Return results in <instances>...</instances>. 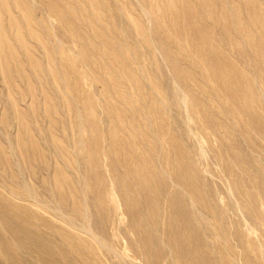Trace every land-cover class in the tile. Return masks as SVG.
<instances>
[{
    "label": "rangeland",
    "instance_id": "obj_1",
    "mask_svg": "<svg viewBox=\"0 0 264 264\" xmlns=\"http://www.w3.org/2000/svg\"><path fill=\"white\" fill-rule=\"evenodd\" d=\"M251 1L254 16L264 0ZM226 2L238 29L244 0ZM188 6L197 11L194 23L198 15L210 23L198 0H0V264H187L194 252L215 264H264L259 60L239 56L216 29L222 49L255 77L262 96V130L253 122L247 133L222 109L224 96L211 93L215 83L186 35ZM251 28L264 41L258 24ZM243 34L238 46L251 56L256 49ZM151 94L166 106L163 126L150 111ZM194 99L206 100L205 110ZM171 133L198 170L201 203L177 179ZM138 164L141 175H134ZM154 168L159 183L149 178ZM138 182L146 184L139 196ZM105 184L109 221L98 199ZM125 191L141 203L158 195L155 221L148 212L141 220L164 251L159 261L154 245L143 254L129 226ZM175 196L191 209L199 238L173 217ZM172 225L193 244L182 260ZM71 231L87 254L72 246Z\"/></svg>",
    "mask_w": 264,
    "mask_h": 264
},
{
    "label": "bare ground",
    "instance_id": "obj_2",
    "mask_svg": "<svg viewBox=\"0 0 264 264\" xmlns=\"http://www.w3.org/2000/svg\"><path fill=\"white\" fill-rule=\"evenodd\" d=\"M191 5V3H189ZM253 5V2L251 0H244V8L243 11H247L246 17L243 16L238 18L240 27L238 29H235L233 26V20H234V13L233 9L230 7V5L226 2V0H198V9L202 11V16L205 15L209 19V24L206 22H203L200 16L199 19L195 23L192 20V16L197 14V11H191L190 7L188 6L189 10L187 13H185V22H186V35L187 37L195 42L196 49L199 52L200 59L203 61V70L210 75V80H212L215 85L211 93L215 95H223L224 99L221 101L222 103V109H224V104L232 110L237 115V121L239 123V126L244 129L247 132V129L251 125V123L255 122L257 123V128L259 130H262L263 127L261 124V95L259 93L256 79L255 77L250 76V74L245 70L246 68H243L242 64L238 62L237 60H232L228 57L227 53L222 49L220 40L216 39V29L219 31V35L223 37H228L231 42L235 44V48L238 51V55H244L246 60H255L258 59L259 62V73L261 74V79L264 82V41L258 40L255 36V34L252 32V26L254 24H258L259 31L264 35V9L263 6H260V11L255 13L254 16H252V10L251 7ZM219 8V12L216 11V8ZM195 12V13H194ZM204 17V16H203ZM181 18V16L177 15L172 17V20L176 25H178V20ZM213 20L214 23V29L211 30L210 27L212 26L211 23ZM206 24L209 26H206ZM220 28V30H218ZM239 31V33H238ZM243 33L246 34L248 37V40L250 43L255 47L256 50L254 52L252 51L251 56H246V49L244 47H239L238 43L240 42V39L243 38ZM146 35V34H145ZM218 35V34H217ZM240 38V39H239ZM151 40L150 38L147 41V44H150ZM167 57H169L170 62L173 64H176L174 60H172L173 54L169 51H166ZM248 55V54H247ZM252 57V58H251ZM243 58V57H242ZM245 61V60H244ZM263 66V67H262ZM262 67V68H261ZM179 68V72L181 69H183L181 66H177ZM176 68V69H177ZM183 71H181L180 76L183 77ZM211 82V81H210ZM212 88V87H211ZM175 95H177L175 93ZM148 105L150 107V111L154 114L155 118H157L158 121H161V125H165V119L164 116L167 114L166 112V106L165 104H162L161 100L156 95H149L148 96ZM203 99V98H202ZM164 100V99H163ZM194 101L197 103L198 107H206V100L202 101L200 99H194ZM194 103V102H193ZM218 106V105H216ZM213 107V106H212ZM209 109V108H208ZM205 110V109H204ZM208 111V110H206ZM205 111V112H206ZM217 112V111H216ZM211 113V112H210ZM203 114V113H202ZM213 116V115H211ZM210 117V116H209ZM214 117L210 118V123L214 122ZM205 126L206 128L213 129L215 126L213 124L209 125L207 124L205 120ZM164 129V128H163ZM166 129V128H165ZM244 133V132H243ZM248 133V132H247ZM248 135V134H247ZM170 139L174 147H176V175L177 179L185 185V187L188 189V191L191 193V196L195 198L194 200L198 202H203V196L200 193V185H199V176H198V170L196 167L186 160L185 154H186V148L181 144L180 138L176 134H170ZM125 144V143H124ZM131 146V144H128ZM139 168H135L132 170V173L134 175H141V164H138ZM147 166V165H146ZM145 166V167H146ZM152 177H149L152 181H161V176H158V172H156V168L152 169ZM102 177V183L104 184V179ZM56 179V178H55ZM116 180L119 184L122 183V179L120 177H116ZM165 182V181H164ZM60 183V184H59ZM137 192L139 196L141 192L144 191V188H146L145 182H138ZM61 185V182L57 183V186ZM103 190L98 196L99 202H100V211L102 212L103 217L109 221L110 219V209L108 208V199L105 197V193H107L108 188L107 185H103ZM102 187V186H101ZM157 193V192H156ZM77 193H75L76 195ZM179 195V194H177ZM123 196L126 199L125 204V210L126 213H128L131 216L130 219V228L140 235V246L143 250V254H145L147 257L150 255L152 251V246L154 245L156 251H157V259L158 261L163 257L164 251L160 247V242L154 238V233L152 232V229L149 228V226H146L143 221L141 220V216L144 213H150L152 217V221H155V216L158 214V195L150 194L146 196V202L141 203L140 199L136 196L134 200H130L131 194L127 191L123 192ZM61 200L64 199V195H60ZM76 198V197H75ZM78 199V201H77ZM76 202L78 203L79 197H77ZM84 201V199H83ZM79 204V203H78ZM172 209H173V217L177 219L183 220V222L187 225V227H190L193 235L197 236L199 238V235L197 233V225L194 220L193 214L191 213V209L187 206L185 203V200L182 196H175V198L171 199ZM4 205V204H3ZM85 206V204H84ZM208 207V206H207ZM84 208V207H83ZM16 213L18 208H12ZM212 210V209H210ZM83 211V210H82ZM5 219H9V217H6ZM4 228V227H3ZM13 228V227H12ZM90 232V231H89ZM171 232L173 233V236L171 237V242L174 247L180 250L179 253V259L182 260L185 255H187V250L190 245H193L190 243V241L187 238H184L183 235H181L177 230L176 227L172 225ZM68 239L70 240V243L72 246L78 250L83 251L84 254H87L83 247L76 243L75 237H73V232H68ZM93 236V234H92ZM96 239V238H95ZM92 243H94V239L91 238ZM97 241L95 243L99 244L100 246H104V244H101L102 241ZM104 242V241H103ZM203 245V244H202ZM184 248V251L182 254V247ZM196 246V244H195ZM197 248V247H196ZM195 254V252H194ZM189 256V262L187 264H215L214 258L210 256L208 253L205 255L202 254H196V255Z\"/></svg>",
    "mask_w": 264,
    "mask_h": 264
}]
</instances>
